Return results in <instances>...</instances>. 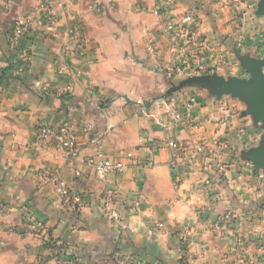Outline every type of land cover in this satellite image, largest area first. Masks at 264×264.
I'll return each instance as SVG.
<instances>
[{
  "label": "crops",
  "instance_id": "crops-1",
  "mask_svg": "<svg viewBox=\"0 0 264 264\" xmlns=\"http://www.w3.org/2000/svg\"><path fill=\"white\" fill-rule=\"evenodd\" d=\"M195 1L198 27L177 43L166 23L193 0H0V76L12 72L0 82V264H264V179L234 174L228 144L235 97L190 82L185 65L216 59L209 38L228 32L236 10L253 18L258 0ZM23 22L33 31L14 49L9 34ZM191 97L194 128H172L165 111L185 113ZM63 123L71 156L37 140ZM251 130L260 145L264 128ZM169 141L184 148L173 167ZM96 154L126 169L99 179L87 165ZM60 179L82 206L62 203ZM106 189L120 224L100 214Z\"/></svg>",
  "mask_w": 264,
  "mask_h": 264
},
{
  "label": "rangeland",
  "instance_id": "rangeland-1",
  "mask_svg": "<svg viewBox=\"0 0 264 264\" xmlns=\"http://www.w3.org/2000/svg\"><path fill=\"white\" fill-rule=\"evenodd\" d=\"M263 3V0H258L256 8L252 12V15H254V17L249 18V21H244V19L246 18V16H244V12H239L240 10H236L233 24L232 26H230L228 32H224L222 34L214 32L212 34V38H209L211 40L208 42V45L211 46L212 53H216V59L211 58V60L209 59L208 61H204L203 64L200 59L198 61V64L190 65L189 63H185V65L187 66H193L195 72L197 73L198 71H200L199 68L205 71L201 75H194L195 72H192L191 74L187 75V80H202L206 78V76H214L223 81L231 83L235 87H238L241 84L252 80L254 74H259L264 78ZM50 17L52 16L50 15ZM250 20L252 26H250ZM185 34V32L181 34L180 41L184 42V39L187 38ZM203 38L205 39V37L203 36H198L197 40L195 38L192 40L193 42H199V45H201L202 42L204 44V40H200ZM178 41L179 39L177 40V37H175L174 42L178 43ZM9 43L11 42L9 41ZM11 46L14 49L17 47L14 45ZM178 46L179 48L177 47V50L179 51L177 52H181L184 46ZM196 48L198 49L197 46ZM213 49H215L216 51L214 50L215 52H213ZM196 51L198 50H195V52ZM233 97H235V100H232L233 108L231 116H233L235 126L233 130V139H228V144L232 148L230 155L232 156V160L236 165L234 174L244 177L251 176L258 179H264V169L258 166L253 158V154L256 152L255 150H258L260 148V145L254 144L255 139L252 138L253 133L251 129L257 128L258 123L261 124V122H258L256 118L254 120V116L251 112V108L254 105L253 99L251 95L247 93L233 95ZM191 99L194 100V103L191 104L190 107L192 108L191 110L194 111V108L198 106L199 102L195 97H191ZM229 103L230 102L224 104L228 105ZM171 107H169L165 111L166 115L171 114L170 112L168 113V111L172 109ZM192 121L193 118H191L185 125H177L174 123L171 124V120L169 121V124L172 128L189 129L190 127L194 128V126H190ZM162 124H165V122H163ZM229 124L230 123H228V129H230V126H232L231 124L229 126ZM178 145L180 146V144ZM180 148L181 150L184 149L182 146H180ZM202 149L203 148H200L199 146L195 148L196 151H201ZM32 232L33 231H31V233Z\"/></svg>",
  "mask_w": 264,
  "mask_h": 264
},
{
  "label": "built area",
  "instance_id": "built-area-1",
  "mask_svg": "<svg viewBox=\"0 0 264 264\" xmlns=\"http://www.w3.org/2000/svg\"><path fill=\"white\" fill-rule=\"evenodd\" d=\"M155 14H159V11H155ZM54 23V19H52ZM198 27V22L196 19V1L193 8L190 11H187L186 14L178 21L171 22L168 21L166 23V31L169 32L173 38L180 36L182 33H188L191 36V31ZM33 30L30 28L28 23L23 22L22 24L14 23L11 28L9 41L11 45L17 46L18 41L23 36H26L27 33H31ZM20 58L24 63L28 62L30 59V53L28 51H21ZM64 68V65H61ZM23 68L19 69L17 73H22ZM49 89L47 87H43V93L48 94ZM194 103V100L190 99L189 102L184 106L185 113L177 109L175 106H172L171 110L168 111L171 114H168L172 120L171 124H183L185 125L191 119V104ZM49 139H53L59 143V145L66 150V153L71 156L74 154L76 150V138L72 134L69 125L67 123H63L59 128L52 129L48 126H42L37 131V140L38 141H46ZM169 149L172 152V161L170 166L173 167L175 161L178 159L179 153H181L180 146L174 142L169 141L167 143ZM87 165L93 170L95 175L99 179H105L109 174L116 173L121 174L124 172L126 167L123 163L119 161H112L106 158H103L101 154H96L93 158L87 161ZM55 191L57 195L61 198L62 203L74 209L76 207L82 206L83 197L79 194H75L70 191L63 180L55 181ZM115 199L116 194L111 189H106L99 200V210L101 216L108 222L113 225L120 224L122 221V217L120 213L115 209ZM27 221L31 229L35 230H43L42 225L36 222L30 216L27 217ZM264 235V231H263ZM69 264H74L72 260H67ZM126 264H137L136 262H126Z\"/></svg>",
  "mask_w": 264,
  "mask_h": 264
},
{
  "label": "water",
  "instance_id": "water-1",
  "mask_svg": "<svg viewBox=\"0 0 264 264\" xmlns=\"http://www.w3.org/2000/svg\"><path fill=\"white\" fill-rule=\"evenodd\" d=\"M264 1V0H263ZM195 0H193V4L190 6V11L194 6ZM263 12H264V3H263ZM200 80L194 79L190 82ZM200 82H204L206 84H212L220 94H228V95H240L241 93H247L251 95L254 105L251 108L252 115L254 116V120H258L261 122V127L264 128V78L259 74H254L253 79L249 82L241 84L238 87L233 86L231 83L223 81L214 76H206V78L200 80ZM258 150H255L253 154V158L256 161L255 163L264 169V135L261 139V144Z\"/></svg>",
  "mask_w": 264,
  "mask_h": 264
},
{
  "label": "trees",
  "instance_id": "trees-1",
  "mask_svg": "<svg viewBox=\"0 0 264 264\" xmlns=\"http://www.w3.org/2000/svg\"><path fill=\"white\" fill-rule=\"evenodd\" d=\"M9 69H10V67H7L5 70H4V72L2 73V75L0 76V82L2 81V80H6V79H8L9 78V76L11 75V71H9Z\"/></svg>",
  "mask_w": 264,
  "mask_h": 264
}]
</instances>
